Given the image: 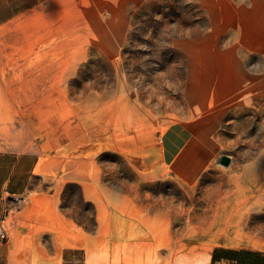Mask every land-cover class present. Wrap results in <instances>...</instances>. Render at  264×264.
Returning a JSON list of instances; mask_svg holds the SVG:
<instances>
[{
    "label": "crops",
    "instance_id": "0c3cea01",
    "mask_svg": "<svg viewBox=\"0 0 264 264\" xmlns=\"http://www.w3.org/2000/svg\"><path fill=\"white\" fill-rule=\"evenodd\" d=\"M65 7L71 3L0 0V219L7 210L14 218L10 238L0 239V264H212L216 246L264 252V239L242 230L210 245L202 237L190 241L188 225L174 226L168 212H150L126 188L104 183L101 155L111 150L137 178L171 175L195 187L215 161L213 126L198 116L163 127L125 89L73 99L69 82L87 59L93 20L72 18L77 10ZM263 45L261 36L257 48ZM182 46L190 62L191 115L242 88L241 75L216 99L198 94L203 79L192 72L200 55L222 51L216 38ZM223 52L238 63L235 48ZM68 183L78 184L82 199L94 204L93 230L62 207Z\"/></svg>",
    "mask_w": 264,
    "mask_h": 264
},
{
    "label": "rangeland",
    "instance_id": "374dc122",
    "mask_svg": "<svg viewBox=\"0 0 264 264\" xmlns=\"http://www.w3.org/2000/svg\"><path fill=\"white\" fill-rule=\"evenodd\" d=\"M59 2L71 3L65 10H77L72 18L91 15L93 20L87 59L69 82L73 99L80 100L91 91L112 96L125 89L163 127L198 116L213 126L215 161L195 187L171 175L137 178L124 158L111 150L101 155L104 183L126 188L150 212H168L174 226L188 225L190 241L202 237L210 245L218 238L230 239L234 230L264 239V45L257 48L261 36L264 44V0ZM214 38L222 52L216 57L209 52L200 55L192 72L203 79L197 93L216 99L219 93L233 90L240 77L245 81L226 101L191 115L190 62L182 43ZM228 47L236 49L238 63L223 52ZM189 98L195 101L196 92L189 93ZM223 154L231 156L229 165L220 163ZM62 207L94 229V204L82 199L78 184L66 185Z\"/></svg>",
    "mask_w": 264,
    "mask_h": 264
},
{
    "label": "trees",
    "instance_id": "16d2710c",
    "mask_svg": "<svg viewBox=\"0 0 264 264\" xmlns=\"http://www.w3.org/2000/svg\"><path fill=\"white\" fill-rule=\"evenodd\" d=\"M83 226L88 230H93L91 227ZM222 261H230L236 264H264V252L216 246L212 253V264H219Z\"/></svg>",
    "mask_w": 264,
    "mask_h": 264
},
{
    "label": "built area",
    "instance_id": "2783aa9c",
    "mask_svg": "<svg viewBox=\"0 0 264 264\" xmlns=\"http://www.w3.org/2000/svg\"><path fill=\"white\" fill-rule=\"evenodd\" d=\"M14 227V218L10 210H7L0 219V239L7 241Z\"/></svg>",
    "mask_w": 264,
    "mask_h": 264
},
{
    "label": "water",
    "instance_id": "95a60500",
    "mask_svg": "<svg viewBox=\"0 0 264 264\" xmlns=\"http://www.w3.org/2000/svg\"><path fill=\"white\" fill-rule=\"evenodd\" d=\"M231 156L228 154H223L220 158V163L224 164V165H229L231 163Z\"/></svg>",
    "mask_w": 264,
    "mask_h": 264
}]
</instances>
